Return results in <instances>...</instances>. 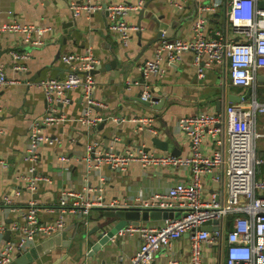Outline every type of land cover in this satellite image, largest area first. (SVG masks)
<instances>
[{
	"label": "crops",
	"instance_id": "0c3cea01",
	"mask_svg": "<svg viewBox=\"0 0 264 264\" xmlns=\"http://www.w3.org/2000/svg\"><path fill=\"white\" fill-rule=\"evenodd\" d=\"M108 2H137L138 0H98ZM181 6H175L170 0H145L146 10L131 11L126 20L139 24L143 30L135 33L131 43L125 46L118 35L108 29V16L105 10L93 14L82 13L74 16L68 7V0H0V25L12 20L22 24H34L48 28L35 36L44 40L41 46L26 45L23 35L10 31H0V63H3L9 78L19 82L0 89V156L7 166H0V245L15 236L10 230L11 223L21 219L18 211H10L4 204V194L18 189L19 196L13 204L25 207L30 200L37 201L40 208L39 218L42 222H53L59 215V201L64 189L80 190L87 184L97 186L100 176L105 177V201L126 199L131 202L136 197L148 199L156 192L166 193L178 180H190L189 168L179 171H160L156 168H144L140 163H131L127 169H114L104 163L97 173L87 174V145L98 141L102 145L113 143L115 149L123 151L133 147L155 149L151 137L155 134L148 130L137 129L134 118L138 116L154 117V127L159 130L161 138L169 140L163 127L168 126L179 140L182 155L191 152L189 137L179 131L177 119L183 115H193L202 112L224 111L230 103H241L246 107L251 97L241 102H232L228 94L245 95L249 87L236 86L230 82L228 62L220 66L207 67L204 76H198V69L193 64V53L182 52L180 60L168 63L164 60L165 72L162 76H151L145 86L142 65L155 56L161 40L160 31L166 29L171 38H187L192 34L191 27L199 15L200 2L211 3L215 0H179ZM229 0L213 13H208V29L221 30L226 35L231 32V23L227 17ZM263 6L264 2L260 1ZM156 43L144 49L153 39ZM90 48L101 65L116 60V68L95 73L96 98L101 105L94 106L92 116H110L94 128L78 124L74 120L84 111V99L80 89L69 92L71 102L61 106V112L67 121L64 125H53L44 128L50 135L61 136V145L45 144L39 148L40 160L37 174L49 177L50 181L40 179L36 191H31L25 178L32 166L22 155L26 148L28 126L32 120L46 114L47 101L44 91L37 86L40 80L51 77H64L69 67L62 60L64 54H83ZM24 54L21 59H14L12 52ZM165 59H167L166 55ZM20 64L26 70H15L14 65ZM264 73V70L261 72ZM261 86V85H260ZM146 87V89H145ZM264 87V86H263ZM226 88V95L223 89ZM149 92L151 97L164 101L163 108L155 109L140 101L143 93ZM220 90V91H219ZM222 101V104H221ZM220 102V105H218ZM157 102L152 101L155 105ZM163 116L159 120L158 114ZM119 117V120L112 119ZM166 121V122H165ZM259 129L263 131L264 115L258 119ZM118 136L117 139H114ZM71 137V138H70ZM73 138V141H72ZM264 141V137H260ZM217 139L210 134L205 136L204 150L211 153L216 147ZM264 144V142H263ZM161 151V150H159ZM67 154L69 161H60V154ZM257 156L262 162L257 164V177L264 174V145L260 150L257 146ZM215 179L209 174L203 175V194L209 196L212 192L221 190L223 185H216ZM93 195V193H92ZM103 207H94L91 211L88 225L68 220L71 227L62 241L67 245L58 244L44 251L31 264H85L87 261L113 264L121 260L129 261L139 249L142 237L139 233L119 232L97 254L89 256L97 232L90 233L102 220L96 217ZM106 209V208H105ZM162 220L143 221V224L157 225ZM66 225V226H67ZM9 231V234H8ZM82 234H86L82 243ZM189 233L178 238L171 249H163L156 255L154 264H164L172 256H178L184 261L189 255ZM70 237L72 239L70 240ZM37 238L35 245L42 242ZM225 241L204 246L206 264H220L219 257ZM34 246V244H33ZM32 247V246H31Z\"/></svg>",
	"mask_w": 264,
	"mask_h": 264
},
{
	"label": "built area",
	"instance_id": "2783aa9c",
	"mask_svg": "<svg viewBox=\"0 0 264 264\" xmlns=\"http://www.w3.org/2000/svg\"><path fill=\"white\" fill-rule=\"evenodd\" d=\"M170 1L175 6H181L179 0ZM260 1L264 2H227V17L231 23L229 35L221 30L212 33L208 29L206 15L218 10L223 0L211 3L201 1L198 7L199 15L191 27V36L171 38L168 31L162 29L155 56L146 60L141 67L145 86L151 76L164 74V60L175 63L180 60L182 52L193 53V64L197 67L200 78L204 76L205 68L228 62L230 82L236 86L253 88L246 107L241 103H230L224 111L180 116L177 119V127L191 142V152L187 155L143 146L118 151L113 143L102 145L98 141H92L87 145L86 155L83 156L87 174L99 172L104 163L114 169H127L131 163L137 162L146 169L156 168L160 171L172 172L189 168L190 180H178L166 193L156 192L148 199L136 197L135 201L131 202L129 199L115 198L107 203L105 177L100 176V184L97 186L87 184L86 178L81 191H62L58 206L59 215L53 222L40 220V208L33 199L25 207L14 205V198L20 195L19 190L14 189L4 194L3 201L8 205L6 209L18 211L21 219L11 223L10 230L15 236L0 245V264H10L18 254L25 253L35 245L37 238L45 239L61 232L69 219L73 218L76 222L88 225L94 207L181 212L180 217L163 219L157 225L129 223L120 232L139 233L142 242L129 261L121 260L113 264H154L158 252L171 249L174 242L185 233L190 235L187 260L172 256L164 264H206L204 246L220 243L222 240L225 244L219 257L220 264H264V174L260 177L256 175L257 164L262 162L257 156V142L260 137H264V127L262 131L258 124L259 116L264 115V101L258 98L256 90L257 75L264 70V5L262 6ZM144 4L145 0L135 3L68 0V7L74 16L107 11L108 29L117 34L125 46L131 43L135 33L143 30L141 25L130 23L126 17L131 11H140ZM46 29L34 24H22L17 20L0 25V31L20 33L24 43L31 46L44 44V40L35 36V33ZM12 55L17 60L24 57V54L15 51ZM62 60L69 67L64 77H51L37 83L44 91L47 111L45 115L30 122L26 148L22 155L25 161L32 163L29 174L25 176L29 182L26 186L31 191L37 190L40 179L50 181L49 177L37 174L39 148L45 144L64 143L61 136L47 134L44 128L65 124L67 118L59 109L71 102V90L80 89L85 103L83 115L72 119L76 123L94 128L111 118L92 116L93 107L101 105L95 95L97 82L93 73L100 60L93 55L92 50L88 48L83 54H64ZM14 69L26 70L27 67L15 64ZM18 82V79L7 76L3 63H0V89ZM142 97L148 99L151 95L146 92ZM112 119L119 120V117ZM133 121H136L140 131L148 129L155 135L160 134L154 127V117L138 116ZM207 134L217 139L216 147L211 153L204 150ZM117 138L118 136L114 137ZM58 159L62 162L70 160L64 153L60 154ZM0 166H7L1 156ZM205 174L211 175L215 181L222 182L223 188L204 197ZM207 220L219 221L218 228L212 231L202 229L201 225ZM85 264L108 263L87 261Z\"/></svg>",
	"mask_w": 264,
	"mask_h": 264
},
{
	"label": "water",
	"instance_id": "95a60500",
	"mask_svg": "<svg viewBox=\"0 0 264 264\" xmlns=\"http://www.w3.org/2000/svg\"><path fill=\"white\" fill-rule=\"evenodd\" d=\"M146 10V6L140 10L141 14ZM106 13H108L106 11ZM169 33V32H168ZM161 34V31H160ZM158 39H153L147 45H145L144 49L156 43ZM112 68H116V60H112L110 63L105 65L98 64L97 67L93 70L95 74L98 71H106ZM257 83L260 86H264V73H258L257 75ZM226 88L223 89V94L226 95ZM144 91V90H143ZM220 91V90H219ZM253 92V88L249 87L245 95H236L234 93L228 94V99L232 102H241L243 100L251 97ZM140 101L147 106H153L155 109L160 110L163 108L164 101H161L158 97H149L148 99L140 98ZM152 101H156L155 105L152 104ZM222 104V101H221ZM220 105V102H218ZM159 120H163V116L160 114L157 115ZM166 122V121H165ZM168 126L163 127L164 132L167 133L169 140L161 138L159 135H154L151 137V141L154 147L161 151H168L174 154H181L180 143L177 139L176 135L172 133ZM222 182H216V185H221ZM181 216V212L171 211V210H147V209H136V208H104L100 211L98 216L96 217L97 221H100L94 229L90 231V233L97 232L98 239L93 243L91 250L89 252V256L97 254L105 245H107L111 239L116 236L123 228H125L129 223L138 225L143 221H156L163 220L167 218H178ZM219 221L217 220H207L203 222L201 225L202 229L207 230H215L218 228ZM74 225H67L61 232L56 233L53 236L45 238L42 242L30 247L28 251L25 253L18 254L10 264H31L35 259L39 257L40 254L44 253L58 244L67 245L68 241H62L66 237L67 231L73 227ZM9 234V231H8ZM72 237H70V240ZM82 243L86 240V234H82ZM66 240V238H65Z\"/></svg>",
	"mask_w": 264,
	"mask_h": 264
},
{
	"label": "trees",
	"instance_id": "16d2710c",
	"mask_svg": "<svg viewBox=\"0 0 264 264\" xmlns=\"http://www.w3.org/2000/svg\"><path fill=\"white\" fill-rule=\"evenodd\" d=\"M256 90H257L258 98L261 101H264V87L258 85L257 88H256ZM230 218H231V215H230Z\"/></svg>",
	"mask_w": 264,
	"mask_h": 264
},
{
	"label": "rangeland",
	"instance_id": "374dc122",
	"mask_svg": "<svg viewBox=\"0 0 264 264\" xmlns=\"http://www.w3.org/2000/svg\"><path fill=\"white\" fill-rule=\"evenodd\" d=\"M262 140L259 138L258 142H257V146H258V150H260V148H262V146L264 145L263 142H261Z\"/></svg>",
	"mask_w": 264,
	"mask_h": 264
}]
</instances>
